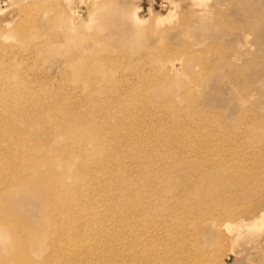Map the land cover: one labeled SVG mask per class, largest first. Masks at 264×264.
Here are the masks:
<instances>
[{"label":"rangeland","instance_id":"374dc122","mask_svg":"<svg viewBox=\"0 0 264 264\" xmlns=\"http://www.w3.org/2000/svg\"><path fill=\"white\" fill-rule=\"evenodd\" d=\"M0 8V101L13 86L25 96L12 102L15 128L29 114L53 127L50 112L98 128L106 145L96 156L58 144L73 158L53 161L65 186L82 155L98 165L109 156L119 169L110 198L90 214L72 207L57 242L41 226L32 264H264V0H0ZM20 125L0 122L4 137L24 139L9 159L17 176L41 135ZM55 200L44 210L60 219ZM8 234L4 257L17 244Z\"/></svg>","mask_w":264,"mask_h":264},{"label":"bare ground","instance_id":"6f19581e","mask_svg":"<svg viewBox=\"0 0 264 264\" xmlns=\"http://www.w3.org/2000/svg\"><path fill=\"white\" fill-rule=\"evenodd\" d=\"M107 9L111 12L109 7ZM171 66L175 67V65ZM8 90L13 95H11L12 99H1L0 101V115L5 114L6 116L1 117L0 122L9 128H15V123L18 119L16 118L12 121L9 118L18 115L19 112L17 108L12 107V102L15 101L20 104L25 96L22 90L14 86ZM28 105L32 106V104ZM194 107L195 104L191 105L185 113L192 115ZM65 113L67 115L61 116L63 112H50L45 116V118L53 119V127L46 123H44V127L41 124L33 123L39 114H29L20 120L17 129H20V124L26 122L29 124V128L38 130L41 133L39 136L40 138L35 140L34 145L29 150L30 154H35L33 158L36 159L31 162L26 170V165L23 164L19 166L21 170L20 176H17L14 172L13 164H10L9 159L14 155L11 150H13L19 142L24 140L23 136L17 132L16 136L12 138L4 137L6 131L0 128V264H32V262L35 261V256L33 254L38 255L39 250L42 249L41 243L44 241L42 238L44 237L43 235L46 234L41 231V226H44V231L46 228L49 230L48 244L55 243L58 241L59 232H61L62 227L65 226L62 230L65 235V230L70 227L68 222H70L71 215L74 213L72 212V207L78 210L83 209L86 213L90 214L91 209L95 205L99 204L101 200L105 201L106 198H110L113 193L109 185L116 178V173L114 171L119 169L113 167V163L109 159V156L104 159V164L98 165L85 162L83 158L84 155H82V161L79 163L76 170L77 173L75 175L71 174V177L73 175V183L69 186H65L61 183L62 174L53 167V161H71L73 159L71 158L69 147L58 145L61 141H68L70 144H73L72 147L76 152H83V150L86 149L90 154H94V156L102 152V148L106 145V140L96 132L98 128L93 125H84L78 120H74L70 113ZM65 120H68L70 123ZM117 132L126 133V129L121 127L118 128ZM45 135H48L47 139ZM163 138L164 136L160 137V141L162 140V142H164ZM113 146L116 147L117 145L114 144ZM165 146L167 145L165 144ZM101 172L107 174L106 178L98 177ZM203 176L204 174L202 177ZM205 176L203 179H205ZM117 181H119V179H117ZM131 183L133 182L130 180L128 174L124 172L122 191H124L125 195L128 197L132 196ZM176 183L177 182L167 183L166 187L168 194L174 195V193L178 192L176 188L179 184ZM184 183L185 182L181 180L180 188H183L185 185ZM100 186L106 187L105 193ZM34 191L41 192L34 195L31 193ZM31 196L32 198H37V201L34 199V204H31L33 208H35L34 206L38 203V210L43 213L39 215H43V218H37L31 215L33 214L31 212L34 210L30 209L32 206L27 202L31 199L27 197ZM47 199H56L55 202L62 205L61 210L63 211V216H59L61 217L60 219H58L57 214L55 215L53 209H49L48 213H45L44 204ZM66 199H68V203L65 202ZM140 200L144 202V197H140ZM122 204H124V202L120 203L118 207L120 208ZM135 205L138 206V203L135 202ZM129 209H132L134 213V206H130ZM45 218L47 222L43 221ZM84 223L85 222H81L76 226H82ZM8 228L15 231L13 237L16 239L17 244H11L10 248L7 246L5 249L7 253L4 257L3 248L6 242L5 239L10 238L9 234L6 235ZM128 230L132 235L138 233L134 226H130L127 231ZM140 243L143 242H135L136 245ZM125 245L127 244H124V246ZM124 248L125 247L122 249L124 250ZM10 261L12 263H10Z\"/></svg>","mask_w":264,"mask_h":264}]
</instances>
